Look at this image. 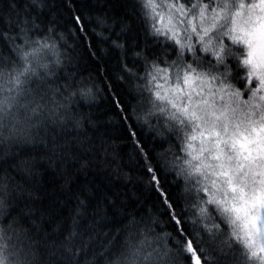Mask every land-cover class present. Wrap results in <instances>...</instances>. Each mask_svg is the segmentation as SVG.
Masks as SVG:
<instances>
[{"label": "snow or ice", "instance_id": "obj_1", "mask_svg": "<svg viewBox=\"0 0 264 264\" xmlns=\"http://www.w3.org/2000/svg\"><path fill=\"white\" fill-rule=\"evenodd\" d=\"M46 7L0 0V264H264V0H134L145 45L112 41L132 115L159 149L137 145L149 184L159 191L171 174L178 186L163 200L172 232L132 214L113 230L99 206L85 219L79 196L67 228L49 230L37 215L29 182L77 159L83 141L72 130L83 117L72 105L95 98L92 87L55 82L62 60ZM149 38L163 48L149 53Z\"/></svg>", "mask_w": 264, "mask_h": 264}, {"label": "trees", "instance_id": "obj_2", "mask_svg": "<svg viewBox=\"0 0 264 264\" xmlns=\"http://www.w3.org/2000/svg\"><path fill=\"white\" fill-rule=\"evenodd\" d=\"M185 2L190 5L192 0ZM46 3L42 19L54 26L62 60L56 69L55 82L62 86L69 79L74 87H92L95 98L84 100L77 96V103L72 105L76 115L83 117L82 126L72 130L83 141V147L73 149L77 159H69L62 166L45 165L29 182L35 193L37 215L44 216L49 230L67 228L79 196L87 201L85 219L99 206L113 230L120 226L113 221H124L132 214L145 220L157 216V232H172L175 225L166 214L163 200L164 193L175 200L178 186L171 174H161L163 187L159 191L149 184L146 162L137 145L143 144L153 154L159 149L152 133L132 115L128 85L117 79L121 53L113 48L112 41L127 40L140 46L146 43L144 20L132 15L134 0H46ZM77 17L81 18L79 22ZM129 17L131 29L121 33L120 26ZM101 19L105 21L103 24L99 22ZM164 43V38L158 43L149 38V53L159 52ZM191 59L189 55L188 60ZM121 100L128 106L127 113L118 107ZM27 151L29 155H37L35 151ZM85 160L88 166L81 168V161ZM183 207L181 202L177 210ZM187 227L191 229L190 221Z\"/></svg>", "mask_w": 264, "mask_h": 264}, {"label": "rangeland", "instance_id": "obj_3", "mask_svg": "<svg viewBox=\"0 0 264 264\" xmlns=\"http://www.w3.org/2000/svg\"><path fill=\"white\" fill-rule=\"evenodd\" d=\"M194 2H196V0H192V3H194ZM201 55H203V53H201ZM190 57H191V55H190ZM171 71H172V78H171L170 83L171 84H175L176 83V79H175V69L174 70H171ZM180 82L182 83V80Z\"/></svg>", "mask_w": 264, "mask_h": 264}]
</instances>
